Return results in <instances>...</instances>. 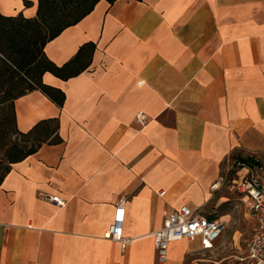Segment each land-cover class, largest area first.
Returning a JSON list of instances; mask_svg holds the SVG:
<instances>
[{
	"label": "crops",
	"instance_id": "1",
	"mask_svg": "<svg viewBox=\"0 0 264 264\" xmlns=\"http://www.w3.org/2000/svg\"><path fill=\"white\" fill-rule=\"evenodd\" d=\"M27 2L0 0V14L34 18ZM89 42L86 70L41 76L61 107L40 90L13 102L19 132L54 120L62 141L4 176L0 264H155L153 233L172 207L226 222L247 202L227 167L264 164V0H100L43 51L60 67ZM55 195L62 206L44 198ZM120 201L124 246L103 237ZM197 248L208 250L171 242L168 264Z\"/></svg>",
	"mask_w": 264,
	"mask_h": 264
},
{
	"label": "trees",
	"instance_id": "2",
	"mask_svg": "<svg viewBox=\"0 0 264 264\" xmlns=\"http://www.w3.org/2000/svg\"><path fill=\"white\" fill-rule=\"evenodd\" d=\"M99 1L37 0L34 18H25L21 14L17 16L0 14V110L9 109L14 124L13 102L29 91L40 90L57 106H62L64 93L42 84L43 73L50 72L66 80L89 67L95 49L91 42L81 45L76 54L60 67L50 62L43 50L47 42L65 28L78 23ZM105 1L112 4L116 0ZM24 4L29 3L24 0ZM16 132L23 141L33 138L35 143L18 152H13L19 146L17 141L7 148L0 143V150L3 152L0 154V184L9 172L11 164L35 153L43 143L58 144L62 141L57 135V123L54 120L43 121L27 133L19 132L17 128Z\"/></svg>",
	"mask_w": 264,
	"mask_h": 264
},
{
	"label": "built area",
	"instance_id": "3",
	"mask_svg": "<svg viewBox=\"0 0 264 264\" xmlns=\"http://www.w3.org/2000/svg\"><path fill=\"white\" fill-rule=\"evenodd\" d=\"M136 121L143 125L146 121L144 114L137 113ZM225 180L247 199L249 211L256 222L254 233L247 242L246 255L241 261L243 264H264V164L253 157L235 159L226 169ZM164 194L162 190L158 195ZM44 198L56 205L64 204L57 195ZM123 205L124 201H120L115 207L113 219L103 235L122 246L127 243L122 233ZM225 231L224 221L207 218L198 209L186 204L172 207L162 226L153 233L155 264H168V246L173 241L196 240L202 249H210Z\"/></svg>",
	"mask_w": 264,
	"mask_h": 264
},
{
	"label": "rangeland",
	"instance_id": "4",
	"mask_svg": "<svg viewBox=\"0 0 264 264\" xmlns=\"http://www.w3.org/2000/svg\"><path fill=\"white\" fill-rule=\"evenodd\" d=\"M32 71L35 73L34 70ZM22 139L16 132L12 112L9 109L0 110V143L6 145L7 148L14 141H17L19 146L13 152H18L35 143L33 138L26 141ZM2 153V150H0L1 155ZM233 192L239 197L242 196V194L236 191ZM236 202L238 203L231 207L233 210L229 216V220L225 222L226 231L222 237L208 250L197 248L195 251L190 252L186 264L244 263L241 259L246 255L247 242L254 233L256 222L249 211L248 202L241 200H237ZM196 245L197 243L192 244L194 247Z\"/></svg>",
	"mask_w": 264,
	"mask_h": 264
}]
</instances>
